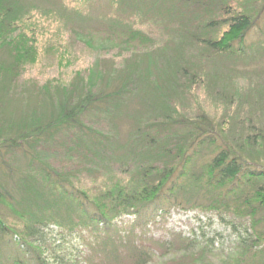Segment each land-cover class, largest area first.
Listing matches in <instances>:
<instances>
[{
  "label": "trees",
  "instance_id": "1",
  "mask_svg": "<svg viewBox=\"0 0 264 264\" xmlns=\"http://www.w3.org/2000/svg\"><path fill=\"white\" fill-rule=\"evenodd\" d=\"M132 1L139 3L137 10L154 12L167 0ZM174 1L163 10L179 26L188 23L203 30L213 22H228V30L217 40L186 31L213 53L203 59L212 60L210 72L206 63L194 65L181 58L183 49L168 58L163 48L158 56L149 53L148 61H142H147L142 77L133 66L109 72L95 64L85 74L76 72L71 81H51L30 93L19 90L18 82L26 66L40 59L35 42L41 27L35 18L57 19L60 12L55 0L51 7L40 5L42 0H0V252L9 251L0 256V264H49L41 242L43 228L53 219L71 232L81 226L99 233L109 232L116 219L129 215L132 227L142 228L175 204L248 215L252 246L262 242L256 262L264 264V234L259 230L264 218V163L256 155L260 146L264 150V133L249 135L242 127L226 134L230 119L225 130L214 127L206 113L185 112L191 110L189 100H176L199 81L211 96L220 95L228 108L232 106L237 95L227 87L230 70L224 74L214 56L232 58L244 48L234 44L242 42L252 25L250 11H235L223 0ZM216 8L222 14L214 18L210 12L217 13ZM113 24V29L126 28L130 38L142 40V30L131 23ZM223 78L226 85L220 89L217 84ZM22 161L26 168L18 166ZM15 165L21 176L10 190L7 179ZM80 165L96 174L95 182L108 167L118 166L126 174L97 184L92 200L73 181ZM115 246L104 248L116 259L120 255ZM145 255L141 251L136 264L147 263Z\"/></svg>",
  "mask_w": 264,
  "mask_h": 264
},
{
  "label": "rangeland",
  "instance_id": "2",
  "mask_svg": "<svg viewBox=\"0 0 264 264\" xmlns=\"http://www.w3.org/2000/svg\"><path fill=\"white\" fill-rule=\"evenodd\" d=\"M53 2L54 0H42L40 5L51 7ZM63 2L68 12L63 9V3L60 6L55 0V8L60 12L57 19L49 15L35 18V23L41 27L35 42L40 59L26 66L18 82L19 90L25 88L24 90L34 93L37 88L45 87L51 81H71L76 72L85 74L95 64L99 66L97 68L103 67L104 71L109 72L133 66L136 67V74L142 77V70L148 61L147 55L152 53L156 57L160 54L156 52H163V48H166L164 56L168 58H174L178 49H183L181 58L183 55L184 59L194 65L208 64L206 71L214 69L213 64L210 65V62L213 63L211 58L210 62H203V59H208L207 56L211 54L212 57L213 54L206 50L205 42L201 38H192L186 31H196L206 40H217L228 30L229 25L228 22L226 26L213 22L208 29L203 27V30L197 29V25L193 29L188 23L179 26L163 10L164 7H171L174 0L161 1L162 6L154 12L147 9L140 12L137 10L139 3L132 0ZM223 2L231 4L238 12L246 7L253 21L244 32L242 42L234 44L237 48L243 44V49L236 50L237 53L232 58L225 54L214 56L219 61L218 68H224V74L226 68L230 70L227 73V87L237 97L232 95L234 102L228 108L220 95L211 96L207 87L200 86L198 81L193 83L191 92L176 100H189L191 110L186 108L183 111L191 114L190 116L206 113L213 119L214 127L221 126L225 130V122L230 119L226 134L238 132L242 127L249 135L251 132L258 133L259 130L264 133V0ZM216 10L217 13L210 12L213 17L215 14H222L217 8ZM115 20L126 25L131 23L141 29L142 40L130 38L126 28L113 29ZM143 60H147L145 64ZM213 73L217 75V69ZM224 84L226 85V81L223 78L217 85L221 89L225 87ZM214 90L217 91L216 85ZM133 100L138 106L140 101L137 96ZM127 126L125 124L124 134L128 131ZM261 149L260 146V152L256 155L264 163V150ZM78 162L76 160L75 164ZM18 166L26 168L25 161ZM18 166H14L13 176L7 179L10 190L14 189L15 181L21 176V172L16 171ZM77 168V176L73 181L78 188L88 191L91 199L98 191L97 184L110 182L106 178L114 181L126 174L120 172L118 166L108 167L95 182L97 176L93 171L85 169L88 167L80 165ZM166 209L163 213L159 211L153 217L154 220L142 228L132 227L133 216L123 215L114 221V229L99 233L84 230L81 226L71 232L58 226L53 219L43 228L45 237L41 243L44 254L49 259V264H136L137 255L140 256L141 251L146 252L143 256L147 260L145 264H255L256 259L258 262L257 252L262 242L252 246V221L248 215L180 204ZM259 230L264 234V218L260 220ZM108 239L110 243H106ZM106 244L110 247L116 245L120 256L115 259L107 254L104 248ZM8 254V249L0 252L2 257Z\"/></svg>",
  "mask_w": 264,
  "mask_h": 264
}]
</instances>
